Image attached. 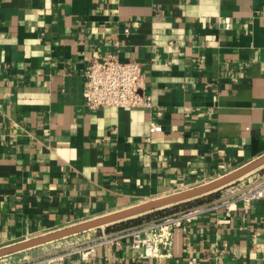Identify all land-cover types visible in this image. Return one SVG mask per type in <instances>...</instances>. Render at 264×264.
<instances>
[{"label": "crops", "instance_id": "0c3cea01", "mask_svg": "<svg viewBox=\"0 0 264 264\" xmlns=\"http://www.w3.org/2000/svg\"><path fill=\"white\" fill-rule=\"evenodd\" d=\"M109 53L142 63L149 107L83 106L86 63ZM263 154L264 0H0V247ZM156 252L124 240L86 264H264V198L203 211Z\"/></svg>", "mask_w": 264, "mask_h": 264}, {"label": "built area", "instance_id": "2783aa9c", "mask_svg": "<svg viewBox=\"0 0 264 264\" xmlns=\"http://www.w3.org/2000/svg\"><path fill=\"white\" fill-rule=\"evenodd\" d=\"M82 103L88 109L107 105L149 107L151 96L145 91L142 63L134 59L122 61L115 53L102 57L93 55L88 59L84 69ZM150 129L161 130V126L150 123ZM248 174L252 175L245 177ZM232 183L233 185L227 188L225 193L209 202L177 209L163 217L120 229L106 231L102 229L98 236L86 241L75 250L45 262L46 264H86L96 257L100 246L117 245L124 240H129L131 246L141 250L143 255H156L158 238L166 236L174 228L188 225L201 212L224 207L229 214L237 204H241L246 209L252 200L264 198V164L223 186Z\"/></svg>", "mask_w": 264, "mask_h": 264}, {"label": "water", "instance_id": "95a60500", "mask_svg": "<svg viewBox=\"0 0 264 264\" xmlns=\"http://www.w3.org/2000/svg\"><path fill=\"white\" fill-rule=\"evenodd\" d=\"M262 164H264V154L210 182L203 183L188 189L177 191L147 201H143L138 204L132 205L130 207H126L111 213L100 215L98 217H94L92 219H88L80 223L69 225L63 228H59L47 233L37 235L35 237H31L9 245L2 246L0 247V256L9 254L17 250L28 248L43 242H47L65 235H69L75 232L135 218L137 216H141L145 213L151 212L156 209L165 208L170 205H175L180 202L190 200L192 198L200 197L202 195L217 190L224 184L239 178L240 176L248 173L249 171L253 170L254 168H257Z\"/></svg>", "mask_w": 264, "mask_h": 264}, {"label": "rangeland", "instance_id": "374dc122", "mask_svg": "<svg viewBox=\"0 0 264 264\" xmlns=\"http://www.w3.org/2000/svg\"><path fill=\"white\" fill-rule=\"evenodd\" d=\"M252 174H248L245 177H250ZM234 184L235 186L237 185L236 182ZM231 185H233V183L227 184L226 186L220 187L217 190L202 195L200 197L192 198L190 200L180 202L177 204L180 205L179 208L177 209H182L191 205L198 204L200 201L205 200L204 197H207L209 195H214L217 198L221 194L225 193L227 191V188H230ZM170 207H173V205L161 209H156L131 219H137L138 217L139 218L142 217L141 219L144 220L157 219L172 212L171 210H166L169 209ZM128 220L129 219L115 222L109 225L89 228L47 242H43L28 248L11 252L9 254L0 256V264H34V263L45 262L53 257L75 250L83 243L85 244L86 241L91 240L92 238L98 236L101 233L102 229H105L106 231L108 227L110 228L115 227V225H117L118 223H125Z\"/></svg>", "mask_w": 264, "mask_h": 264}, {"label": "trees", "instance_id": "16d2710c", "mask_svg": "<svg viewBox=\"0 0 264 264\" xmlns=\"http://www.w3.org/2000/svg\"><path fill=\"white\" fill-rule=\"evenodd\" d=\"M180 205H173V207H170L169 209H166V210H174V209H177L178 207H179ZM142 217H138L137 219H129L127 222H125V223H135V222H138V221H140V219H141Z\"/></svg>", "mask_w": 264, "mask_h": 264}]
</instances>
